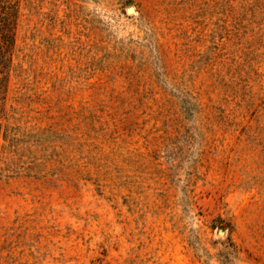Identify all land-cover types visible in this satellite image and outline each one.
Returning <instances> with one entry per match:
<instances>
[{"label":"rangeland","instance_id":"374dc122","mask_svg":"<svg viewBox=\"0 0 264 264\" xmlns=\"http://www.w3.org/2000/svg\"><path fill=\"white\" fill-rule=\"evenodd\" d=\"M0 264H264V0H0Z\"/></svg>","mask_w":264,"mask_h":264},{"label":"water","instance_id":"95a60500","mask_svg":"<svg viewBox=\"0 0 264 264\" xmlns=\"http://www.w3.org/2000/svg\"><path fill=\"white\" fill-rule=\"evenodd\" d=\"M128 11H132V8H129ZM224 231L223 230H218V234H223Z\"/></svg>","mask_w":264,"mask_h":264}]
</instances>
